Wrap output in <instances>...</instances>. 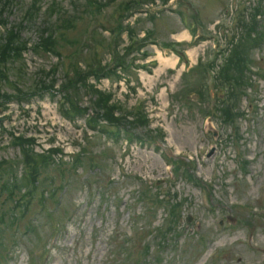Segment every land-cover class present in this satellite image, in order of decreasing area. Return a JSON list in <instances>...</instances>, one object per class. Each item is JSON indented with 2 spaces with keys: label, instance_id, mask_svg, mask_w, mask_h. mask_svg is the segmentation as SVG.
I'll return each mask as SVG.
<instances>
[{
  "label": "rangeland",
  "instance_id": "obj_1",
  "mask_svg": "<svg viewBox=\"0 0 264 264\" xmlns=\"http://www.w3.org/2000/svg\"><path fill=\"white\" fill-rule=\"evenodd\" d=\"M31 1L24 0L15 9L13 8L9 20L12 22L18 21L21 16L20 13L24 10V7H28ZM181 1L184 8L180 7L177 12L175 10L171 13L165 11L159 13L155 18L145 17L144 14L142 16L138 15L134 19L132 27H134V34H137V36L153 29L150 34L160 38L161 41L171 42L174 40L172 37L174 34L187 30L186 27L184 28L180 24L181 17L185 18L188 24L191 23L188 2H192L195 6L196 3L199 4L202 19H200L202 29L198 30L199 39L197 38L195 44L190 47L187 46L188 39L176 46L194 52L193 59L190 56V59L187 57L189 67L192 66V68H187L184 71L173 69L168 65L162 70L160 62L156 59L155 47L151 44H144L140 47V50L135 46L131 56L129 54L127 57L137 58L126 74L127 78L131 80L129 84L124 80H117L114 76H111L102 79L98 84V88L113 94L115 100H119L127 106L132 105L137 97L146 100V111H148L151 120L147 133H151V129H155L159 123L167 129L165 139L160 143H163L162 147L168 150L169 154L174 155L180 152L184 156L197 160L194 176L200 177L206 183L211 181L214 184L215 189L210 191L208 201L210 207L202 204L200 189L195 183L177 178L173 182H169L163 169L164 163L162 161L165 160L162 159L160 151L154 145L140 146L133 144L134 148L130 149L126 157L124 156V166L127 171H132V175L121 178L117 170V160L124 144L119 142L110 145V143H106L100 138H95L89 145V152L98 153L101 149H104V152L108 153L107 160L103 158L105 169L99 176L102 186L108 185L105 180L114 178L110 187V196L103 202H100L97 198L86 202V192L81 191L83 190L81 187L80 190L76 186L71 187V197L79 204V213L72 222L73 227L68 236L58 238L46 264H121V261H116L115 257H110L106 251L108 249L107 245L110 243L109 236L115 234L114 237L117 242L124 243L126 238L123 235L145 222L139 219H135V222L130 220L134 213L139 214L143 209L142 204L136 201L137 189L141 180L150 183L149 186L153 191H158V187H163L165 192L169 190L171 195L174 191V195L182 198L185 202L182 220L179 223L180 235L162 253V264L202 263L206 260L208 253L215 249L218 254L220 250L221 253L219 256L217 254L218 257L211 264H252L255 259L264 264V216L246 210V206L249 205L264 207V82L260 83V93L258 95L262 100L259 102L258 110L253 116L257 118L250 123V126L249 121L239 120V133L242 139L238 144L241 149L245 150V158L248 160L247 172L243 176L236 167L237 148L222 143V138L226 135V132L219 129L211 121L206 123V129L210 126V128L208 127L210 133L205 135L202 131L204 129L201 118L204 111L202 101L199 102L202 97L195 93L188 95V99L185 100L182 97L204 78L201 69H198L199 72L194 71V66L199 59L203 58L204 55L206 56L207 48L213 46V40L209 37L217 33L222 35L223 39L227 37V43L232 36L237 38L238 41L244 37L243 35H235L230 28L228 31L226 30V26L231 25V20L230 17L222 19L224 17L222 14L224 7L229 5L230 0H178V2ZM244 1L246 7L252 6V0ZM259 1L256 0L257 4ZM147 3L148 5H158L164 2L163 0H149ZM51 5H57V8L63 10L65 17H74L73 12L80 10L85 2L84 0H38L37 9L34 11L41 15L43 12H48ZM239 10L243 14L242 9L239 8ZM244 12L246 13V9H244ZM60 13L53 12L51 17L53 32L56 31L59 34L61 30L55 25L60 23ZM87 21L88 19H80L74 23L76 28L73 34L69 31L66 34L67 37L72 38L75 34V37L78 38L79 31L83 32ZM216 22H219V24L216 25ZM100 30L106 37V31L103 28H100ZM174 31L177 32L174 33ZM189 34L187 35L189 36ZM23 35V38H27L30 42L36 40L34 28H26ZM201 38H204V40H200ZM53 42L56 46H60L63 55L72 50L69 47L66 49L67 47L61 44L60 37L53 40ZM128 43V34L124 32L119 37L121 51ZM223 49L225 47L222 46L221 50ZM99 50L98 59L105 63L106 60L108 61L106 48H100ZM142 51L145 55H142ZM49 53L34 54L32 51L24 53L22 69L15 70L11 75V80L24 86L25 89L30 87L28 84L34 81V78H37L38 69L49 68L56 62L53 53L51 51ZM85 54L83 58H86ZM166 54L167 56L172 55L167 52ZM258 55L259 57L264 56L262 48L255 49L254 57L258 58ZM257 63V65L264 68V59ZM146 64L147 67H144ZM223 71L221 70L220 73ZM133 88L138 89L136 94ZM3 89L14 92L8 86ZM200 93L202 94V92ZM108 95L110 96V94ZM56 100L57 97L49 94H45L41 98L31 99L28 103L23 104L24 108L27 109V113L20 112L17 104L11 103L5 111L0 110V118L4 117L0 125H5L6 131L12 128L19 132L27 130L26 135L37 137L38 144H42L44 148L48 147L46 141L48 129L49 131L54 130L58 135L56 143L66 145L69 141L72 142L73 139L83 136V133L71 127L61 118L59 112L56 111ZM83 105H87L86 97L83 98ZM239 105L241 109H247V102L244 98L240 100ZM231 118H234L233 114ZM142 122L148 128V120L143 119ZM49 123L51 129L48 128ZM78 123L82 125L81 120ZM225 130L229 134L233 129L228 127ZM211 132H213V136H211ZM9 139L7 133L2 132L0 129V160H17L18 149L9 145ZM196 146L201 147V153L195 150ZM35 149L40 151L39 145ZM75 149H77L76 146L73 148L68 144L65 147V152ZM19 169L17 167L18 171ZM54 172V169L46 170L47 175L53 176ZM133 172L141 176L135 174L134 177ZM78 174L84 178L92 173L87 168L83 172L79 170ZM145 177L148 179H145ZM159 179L161 181L157 183ZM114 196L119 200V208L112 201ZM125 204L129 206V209L124 208ZM256 207L254 210H256ZM163 216L164 211L160 212L158 210L157 214L152 216V222L148 220L145 223H150L151 227L153 225L157 226L161 223ZM187 217L191 218L190 222H186ZM216 221H220L221 226H224L221 231H218L215 225ZM81 232L82 234L79 236ZM247 233H251L249 237H253V247L248 246L245 241ZM62 243L65 244L64 247ZM24 244L25 240L22 239L21 246L15 248L16 251H12L13 258L10 264H25L27 262L26 253L23 249ZM204 249L205 252L202 257L197 259Z\"/></svg>",
  "mask_w": 264,
  "mask_h": 264
},
{
  "label": "bare ground",
  "instance_id": "obj_2",
  "mask_svg": "<svg viewBox=\"0 0 264 264\" xmlns=\"http://www.w3.org/2000/svg\"><path fill=\"white\" fill-rule=\"evenodd\" d=\"M178 40H182L185 38H188L186 32L180 33L178 35L175 36ZM158 53L156 54V58L158 59V61L161 64V69L164 70L168 65H170L171 67H174L175 64L177 63V58L173 55L171 56H163L159 51H157ZM190 56L191 59H193L192 55L194 54L193 51L187 52ZM182 70V69H181ZM161 73V72H160Z\"/></svg>",
  "mask_w": 264,
  "mask_h": 264
},
{
  "label": "trees",
  "instance_id": "obj_3",
  "mask_svg": "<svg viewBox=\"0 0 264 264\" xmlns=\"http://www.w3.org/2000/svg\"><path fill=\"white\" fill-rule=\"evenodd\" d=\"M0 20H1V17H0ZM8 45L9 44H7V46ZM0 47H1L0 48V53L3 54V57L10 52L7 48H5L6 46L4 44H0ZM14 49H17V47H14ZM15 54H17V53H15ZM0 60H1V58H0Z\"/></svg>",
  "mask_w": 264,
  "mask_h": 264
}]
</instances>
